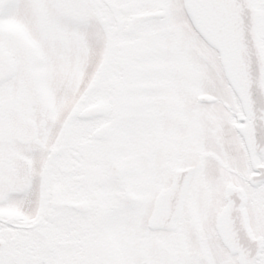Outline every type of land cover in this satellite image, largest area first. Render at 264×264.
<instances>
[{
    "label": "snow or ice",
    "instance_id": "1",
    "mask_svg": "<svg viewBox=\"0 0 264 264\" xmlns=\"http://www.w3.org/2000/svg\"><path fill=\"white\" fill-rule=\"evenodd\" d=\"M0 264H264V0H0Z\"/></svg>",
    "mask_w": 264,
    "mask_h": 264
}]
</instances>
